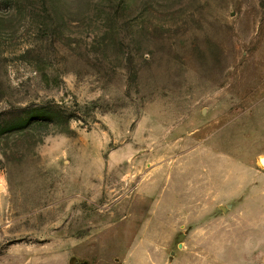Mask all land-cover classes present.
<instances>
[{
  "label": "rangeland",
  "instance_id": "1",
  "mask_svg": "<svg viewBox=\"0 0 264 264\" xmlns=\"http://www.w3.org/2000/svg\"><path fill=\"white\" fill-rule=\"evenodd\" d=\"M264 0H0V264H264Z\"/></svg>",
  "mask_w": 264,
  "mask_h": 264
},
{
  "label": "bare ground",
  "instance_id": "2",
  "mask_svg": "<svg viewBox=\"0 0 264 264\" xmlns=\"http://www.w3.org/2000/svg\"><path fill=\"white\" fill-rule=\"evenodd\" d=\"M260 164L264 167V160H260Z\"/></svg>",
  "mask_w": 264,
  "mask_h": 264
},
{
  "label": "trees",
  "instance_id": "3",
  "mask_svg": "<svg viewBox=\"0 0 264 264\" xmlns=\"http://www.w3.org/2000/svg\"><path fill=\"white\" fill-rule=\"evenodd\" d=\"M2 1L7 2L8 0H2Z\"/></svg>",
  "mask_w": 264,
  "mask_h": 264
}]
</instances>
